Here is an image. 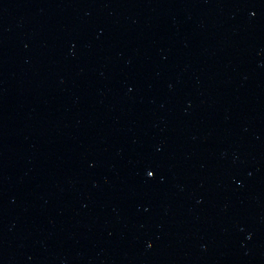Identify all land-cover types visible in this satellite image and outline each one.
<instances>
[{
    "label": "water",
    "instance_id": "95a60500",
    "mask_svg": "<svg viewBox=\"0 0 264 264\" xmlns=\"http://www.w3.org/2000/svg\"><path fill=\"white\" fill-rule=\"evenodd\" d=\"M0 264H264V0H0Z\"/></svg>",
    "mask_w": 264,
    "mask_h": 264
}]
</instances>
